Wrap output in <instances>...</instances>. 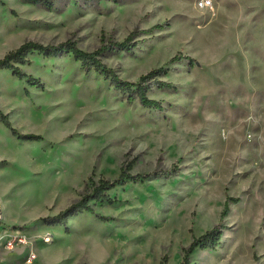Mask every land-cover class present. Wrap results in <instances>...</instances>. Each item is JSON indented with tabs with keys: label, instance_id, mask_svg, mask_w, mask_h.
<instances>
[{
	"label": "rangeland",
	"instance_id": "rangeland-1",
	"mask_svg": "<svg viewBox=\"0 0 264 264\" xmlns=\"http://www.w3.org/2000/svg\"><path fill=\"white\" fill-rule=\"evenodd\" d=\"M198 1L0 0V58L26 41L92 51L138 31L132 52L102 61L129 81L166 66L174 85L149 91L156 110L71 53L18 64L42 86L0 69V109L20 133L40 135L19 138L0 120L1 230L32 242L2 248L7 264H28L31 247L33 264H181L220 222L219 244L189 264H264V0ZM122 170L152 175L66 225L45 222Z\"/></svg>",
	"mask_w": 264,
	"mask_h": 264
},
{
	"label": "trees",
	"instance_id": "trees-1",
	"mask_svg": "<svg viewBox=\"0 0 264 264\" xmlns=\"http://www.w3.org/2000/svg\"><path fill=\"white\" fill-rule=\"evenodd\" d=\"M27 2L33 4H45L46 0H26ZM162 25L157 24L146 32H150ZM139 34L138 31H133L125 40L115 41L113 39L105 42V38L102 45L95 50L86 51L80 48L74 41H65L59 44H47L38 43L36 41H26L21 44L17 49L8 52L5 56L0 58V69L7 68L13 70L14 74L18 75L20 78H27V81L34 86H42L43 83L40 78L27 75L23 72L18 64H26L30 62L28 58L30 54L37 52L46 57L59 56L66 53H71L74 58L82 63L86 69H94L100 72L104 76L110 79L111 83L120 92L126 95L127 101L134 102L138 101L141 105L147 108H152L156 110H162L163 104L161 101L151 98L148 93L154 88L158 87L161 89H169L174 87V85L163 79L162 77L168 74V69L166 66H160L154 68L149 72L140 76L137 81H129L122 79L119 74L106 63L102 61V56L109 53L116 52H132L138 45V41H133L136 35ZM181 54L173 56L169 63L175 62L177 59H182ZM0 120L3 121L8 127L11 128L13 134L17 135L19 138L24 139H39L40 135L35 134H22L16 128H14L8 118V116L0 109ZM151 173H136L132 174L129 171L122 170L121 173L114 179H102L97 185H95L92 190L88 193H84L81 198L64 210H61L58 214L50 217L44 218L45 222L49 225H66L68 219L74 215H77L84 211H92L93 207L91 201H112L109 191L119 185H124L129 181L137 182L139 180H144L150 177ZM229 211L228 200L225 203L223 209V216ZM107 219L108 217H102ZM220 224L214 226L213 228L207 230L205 233L198 237H194L190 245L185 248L184 259L181 264H189V256L197 248L206 249L214 248L217 246L223 235V231L220 228Z\"/></svg>",
	"mask_w": 264,
	"mask_h": 264
},
{
	"label": "built area",
	"instance_id": "built-area-1",
	"mask_svg": "<svg viewBox=\"0 0 264 264\" xmlns=\"http://www.w3.org/2000/svg\"><path fill=\"white\" fill-rule=\"evenodd\" d=\"M198 5L200 7L204 8H213L212 0H199ZM4 207L2 200L0 198V264H7L2 258H1V249L6 248L8 250H13L16 246L19 245H29L32 244L29 237L24 233L20 232L19 230L8 232L7 230H1V227H5L4 223ZM46 241L49 240L48 237H45ZM37 258L36 252L31 247L30 252L28 253L26 257V262L28 264H33L34 260Z\"/></svg>",
	"mask_w": 264,
	"mask_h": 264
},
{
	"label": "bare ground",
	"instance_id": "bare-ground-1",
	"mask_svg": "<svg viewBox=\"0 0 264 264\" xmlns=\"http://www.w3.org/2000/svg\"><path fill=\"white\" fill-rule=\"evenodd\" d=\"M50 240V238H48Z\"/></svg>",
	"mask_w": 264,
	"mask_h": 264
}]
</instances>
